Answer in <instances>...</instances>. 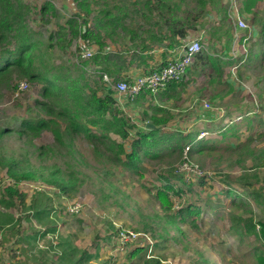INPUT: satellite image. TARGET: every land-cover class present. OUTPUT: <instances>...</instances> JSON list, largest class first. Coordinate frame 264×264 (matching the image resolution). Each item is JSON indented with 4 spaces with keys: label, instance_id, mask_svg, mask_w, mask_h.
Wrapping results in <instances>:
<instances>
[{
    "label": "rangeland",
    "instance_id": "rangeland-1",
    "mask_svg": "<svg viewBox=\"0 0 264 264\" xmlns=\"http://www.w3.org/2000/svg\"><path fill=\"white\" fill-rule=\"evenodd\" d=\"M143 1L88 0L90 13L85 15L77 0H23L30 7V16L26 21L28 28L38 34L37 38L45 44H48L51 33L58 31L61 26H66L68 19L76 17V14H82L78 21L81 22L82 19L87 21L93 33L100 37V42L104 44V52L113 58L118 55L123 57L120 64L126 66L128 70L131 68V72L135 71L134 68L137 69V66L145 67L142 61L145 58L144 52L140 50L142 44L147 46V50L159 46L145 32V29L149 28L155 33L157 30L156 21H149L146 25L144 23ZM226 1L223 0L225 6ZM45 3L52 7L48 13L41 12ZM262 4L264 12V1ZM123 5L122 9L124 12L128 11V17L120 21L117 29L110 26L99 27L100 23L97 22L105 19L103 15L105 11L109 10L111 15L120 14L122 12L120 7ZM181 8L184 11L183 17L188 15L193 17L200 9L192 0H183ZM133 9L137 12L134 13ZM236 13L238 9L227 12V15L230 18ZM215 15V12L209 11L205 19L211 21ZM183 17L181 20H184ZM123 24L137 30L134 41H131V35L126 34ZM109 34L111 36H108ZM201 44L203 46V41ZM80 45L82 41L76 39L71 47L65 50L58 46L53 47L45 59L52 63V66L78 63L76 51ZM250 45V50L254 52L253 40ZM92 47L88 46L85 52H94ZM248 56L249 53L242 60H237L240 57L238 56L234 65L224 72L223 80L214 86L208 83V79L202 77L188 81L187 78L191 77L186 75L183 79L186 83H182L181 89L176 88V95L169 103L163 105L174 117V128L190 135L191 138L197 135L196 141L201 138L203 143L207 144L201 151L187 158L191 165L209 171L211 176L205 178L204 183H200L201 178L190 182L184 181V185L181 184L182 181L174 182L175 189L181 187L190 193L187 194L189 196L182 194L172 198L175 208L171 213L175 215L191 202L201 206L202 214L197 218V227H191L187 222L174 225H168L167 221V224L162 223L169 236L167 240L158 239L156 242L144 234L139 223L141 214L151 217L165 215L159 203L148 193V189L160 185L155 180L156 177L171 170L175 171L183 159L179 160L175 152L168 153V161L163 163L149 159L144 162L147 172L144 173L143 179L114 167L113 173L108 174V180L119 191V197L122 195L121 192L128 196V205L122 209L120 201L114 202L115 199L112 198L102 200V195L98 192L100 185L98 176L102 177L103 174L101 159L93 160L87 143L81 138H75L72 149L75 152L77 166L87 176L85 183L76 192L65 194L48 178L51 167H46L48 163L42 157H38L34 150L53 143L55 135L49 131H43L37 136H28L24 131L18 133L22 120L38 116L35 101L40 99V85L12 74L10 80L0 86V129H9L10 132L3 136L0 155L5 158L13 157L16 167L28 164L27 169L31 171L33 169L38 178L45 177L47 180L23 182L22 190L26 193L24 208L4 209L0 206V264H142L144 258L151 256L158 258L161 264H264V240L260 241L262 238L258 232L260 216L257 207L249 198L252 213H245L238 206L240 198L225 195L227 187L231 188V191L239 190L234 181L241 174V167L234 164V160L243 150L242 145L248 138L254 140L252 146H260L261 142H264V54L251 60ZM143 73L138 72L134 78L131 77L132 80ZM226 78L233 83V91L222 100L213 101L212 95L217 94L214 89L221 93L226 91L229 84L225 81ZM23 80L28 86L24 91H18L19 81L25 82ZM103 80L109 90L116 95V99L123 104L122 106L119 103L122 111L134 119H140L141 113H146L147 103L141 104V107L136 106L133 101H127L123 94H117L112 88L115 84L111 83V79L107 82L104 77ZM157 94L158 92L154 93L156 96ZM204 103L209 104L208 109H202ZM129 104L130 107L123 110V107H128ZM233 108H236V112L230 113ZM228 109L230 110L227 111ZM209 113L214 115L211 121L206 124L197 123L198 117L205 118ZM227 113L229 114L225 117ZM194 115L196 117H193ZM140 122L139 126L146 127L142 121ZM217 124L218 127H222L216 128ZM231 125H234L231 130L237 127L234 132L227 131ZM209 127H214V131H208L211 129ZM225 128L226 132H223ZM170 131V128L164 130L165 133ZM111 137L114 141L121 142L119 137L115 135ZM132 140L133 137L127 139L126 147ZM190 141L191 139L187 138L183 142V147L187 145L191 147ZM64 142L66 145L69 144L66 139ZM246 167H250L249 161ZM106 168L108 170L105 172L109 173L110 167ZM6 171L4 166H0V197L10 182ZM260 172L264 173V165ZM101 188L107 192L105 186ZM240 218L244 219L242 224H238ZM120 230L138 232L142 236L140 239L136 237V240L122 244L118 237ZM136 248L144 250L137 257H131L130 253Z\"/></svg>",
    "mask_w": 264,
    "mask_h": 264
},
{
    "label": "trees",
    "instance_id": "trees-1",
    "mask_svg": "<svg viewBox=\"0 0 264 264\" xmlns=\"http://www.w3.org/2000/svg\"><path fill=\"white\" fill-rule=\"evenodd\" d=\"M77 1H79L78 5L81 11L85 15L89 14L88 0ZM178 1L144 0L142 18L145 19V25L149 21H156V25L158 21H193L194 23H190L189 27L200 30V28H206L207 23H199V21H207L205 16L206 13L209 14V11L215 12L219 21H223V23L232 21L231 17L229 18L227 15L228 11L223 0H192L200 7L198 14L193 17L182 16L184 13L181 8L183 0ZM260 1L242 0L241 13L256 17L253 10ZM135 4L138 5L137 2ZM207 6L208 11H206ZM122 7L124 5L120 7L122 10L120 14L111 15L109 10L105 11L103 13L105 19L97 22L100 23L99 27L110 26L117 29L116 27L121 24L120 21L128 17V11L125 10L124 12ZM51 8L49 3H45L41 12L48 13ZM114 8L118 7L114 6ZM133 10L135 11V9ZM29 16L30 7L23 0H0V47H2L0 50V86L9 81L12 74L40 85V99L35 101L38 116L22 120L18 133L21 134L24 131L28 136H37L43 131H49L55 135L53 143L34 150L38 157H42L48 163L46 167H51L48 178L60 191L65 194H73L85 183L87 176L77 166L75 152L72 149L75 138H81L87 143L93 160L101 159L103 174L102 177L98 176L100 178L98 192L102 195V200L106 201L112 198L115 199L114 202L120 201L122 203L121 205L119 202L120 208L122 209L128 205V196L121 192L122 195L119 197V191L108 180V174L113 173L114 167L131 172L143 179L144 173L147 172L144 165L145 161L151 159L157 163L166 162L168 161V153L171 152L177 153V157L181 160L185 148L189 147L188 145L183 147V142L187 138L191 139L190 142L192 143V146L189 147L188 157L201 151L202 147L207 145L203 143L202 139L196 141L197 135H193L194 137L191 138L190 135L179 132L177 128L171 129L169 133L164 132L174 117L164 106L158 105L159 102L164 101L162 98L165 96L161 93H167L172 87L181 89L182 83H186V81H173L166 87L163 86L158 91L160 97H156V99L154 93L148 90L140 93L133 101L134 104L140 106L147 103L148 107L146 113H141L140 119H132L122 111L114 93L106 86V82H103L104 76L111 79V83L114 84L119 81L131 82L130 78L119 76L124 68L120 64L123 57L118 55L113 58L104 52V44L100 42V37L93 33L87 21L85 19H82L81 22L78 21L82 14H76V17L66 21V26H61L58 31L51 33L48 37V44L38 39V34L28 28L26 21ZM182 17L184 20H181ZM259 20L264 21V18H259ZM113 21L116 22L111 24L110 22ZM165 26L168 31L178 30L176 22L172 24L167 22ZM122 27L126 30V34L131 35V41H134L137 30L126 24H123ZM159 28L161 29V27ZM145 32L154 41L152 29H145ZM178 33L182 35L183 31H178ZM207 33L211 41L196 55L187 75L206 78L208 83L214 86L222 79V65L233 63V60L225 61V48L227 49L229 42H226V47L224 44V53L217 55V57L213 53L214 45L225 40L224 37L230 38L231 31L227 30L226 25L222 27L208 26ZM76 39L82 41V45L78 46L79 49L76 51L78 63L52 66V63L46 61L47 53L53 47L58 46L65 50L70 48ZM162 39H157L156 42H162ZM177 43L178 41H170L171 46ZM7 45L9 47H6ZM142 45V52L147 53L149 51L147 46ZM88 46H93L95 51H92L90 56H84L83 53ZM131 46L133 47V45ZM170 61L165 60L155 65L150 71L144 72L142 76L159 72V70L167 67ZM190 80H194V78L188 79V81ZM170 95L171 93L168 94V101ZM215 97L222 98L223 96L215 95ZM140 121L145 125H153V128L146 129L145 126H139ZM62 126L63 130L61 131ZM8 133H10L9 129H0V143L3 141V136ZM111 135L119 137L121 142L114 141ZM129 137H133V140L126 147L125 142ZM64 139L68 141V145L65 144ZM253 142L252 138H248L246 143L242 145L243 150L238 153L234 160V164L241 167V174L234 181L239 190L231 191V188L227 187L225 195L240 198L238 206L245 213H252L253 208L249 198L252 200L260 216L258 232L262 238L260 241H262L264 240V173L261 174L260 170L264 165V142H261L260 146H252ZM12 158H5L0 155V166L6 168L7 177L10 180L0 197V206L4 209H10V207L24 208L26 193L22 190L23 182L31 183V181L35 182L39 179L46 182L47 180L45 177L38 178L33 169L32 171L27 169L28 164L16 167ZM247 161L250 162L248 168L246 167ZM106 167H110L109 173L105 172L108 170ZM155 180L160 185L149 188L148 193L159 203L165 215H153L151 217L141 214L139 223L144 234L155 242L158 239L167 240L169 232L162 224L166 221L168 225L187 222L191 227H197V218L202 214V208L198 203L188 202L175 215L171 213L175 208L172 198L182 194L189 196L187 194L190 193L181 187L175 189L174 182L176 180L181 181L182 177L175 175V171L171 170L167 174H160ZM204 182L205 179H201L200 183ZM102 186L107 188V192L101 188ZM243 221L244 219L240 218L238 224H242ZM174 239L176 238L174 237ZM154 244L158 246L157 243ZM143 250V248H136L130 253V256L137 257ZM142 264H161V262L158 258L151 256L144 258Z\"/></svg>",
    "mask_w": 264,
    "mask_h": 264
},
{
    "label": "crops",
    "instance_id": "crops-1",
    "mask_svg": "<svg viewBox=\"0 0 264 264\" xmlns=\"http://www.w3.org/2000/svg\"><path fill=\"white\" fill-rule=\"evenodd\" d=\"M239 1H240L239 16L241 19L246 20L243 22L245 23L247 28H240L237 24V21H234L232 19H231L232 21H225L223 23V21H219V17L217 15H215V17L212 18L211 21H209L208 19H207L208 21H199V23H204V22L207 23L206 28H200V30L189 27L190 23H194L193 21H158L157 25H156V30L158 33L153 32V36H154L155 42L157 39H162V37H163L162 42H156L157 45H159L160 47L158 46V48H154V50H149L147 53L143 54L145 56V58H143L142 61L145 65V67H142L141 65L137 66V69L134 68L135 71L131 72L130 71L131 68L128 70L125 66L123 68V70L119 73V76L125 77V78H131V77L134 78V76H136L138 74V72L142 71V73H143L146 71H150V69L152 68L153 65H158L165 60L169 61V60L175 59L180 54L181 45L187 39H192L199 34L201 35L203 42H206L205 46L209 45L211 38H210L209 34L207 33V27L212 26V25H215L217 27H222L223 25H226L227 30L231 31L230 38L224 37L225 40H221L220 42H218L214 45L213 53H214V56L217 57V55H221V53H224V48H223L224 44L226 47V42H229L227 44V49L225 48V51H226L225 61L226 60H233V63L231 65H226V64L222 65L223 73L221 74L222 75L221 80H223L224 72L227 69H230L237 60H242L244 56L248 55V53H249L248 57L250 60L253 59V57L257 58L259 55L262 56L264 54V27H261V25L264 26V21H260L259 18H264V12L262 10V6H263L262 2L264 0H261L260 2H258L256 7L253 10L256 17H252L249 14L241 13L240 10H241V1L242 0H239ZM206 11H208V6L206 8ZM249 20H251V21H249ZM167 22H170V24H172L173 22H176L178 30L177 31L175 30L174 32L168 31L167 27L165 26ZM159 27H161V29ZM178 31H183V34L182 35L179 34ZM159 33L162 35L160 36ZM171 40L178 41V43L171 46L170 45ZM251 40H253L254 45H255V48L252 46L254 49V52H252V50H250ZM140 50H142V48ZM238 56H240V57L237 60H235ZM230 58H234V59H230ZM250 60L247 61V64H249ZM237 68H238V66L236 67V69ZM132 73H135V74L132 76L128 75V74H132ZM132 78H131V80H132ZM191 78H198V76H192ZM187 79H189V78H187ZM225 81H227L229 83V84H227V89H226V91H228V92L223 91V93H221V92H218L216 89H214V91L218 93L215 95H221L224 97V96L231 94L229 92L233 91V87H232L233 83H231L230 79H228V78H226ZM176 91H177L176 88L172 87V89L171 90L169 89L167 91V93H161L165 97L162 98V100L164 99V101L159 102L158 105L163 106L164 104L169 103V101L167 100L168 94L171 93V95H170V100H171V98L174 95H176V93H177ZM215 95H212L213 101L223 99V97L222 98H216ZM114 96L116 97V95H114ZM156 97L159 98L160 96L157 94V96L155 95V99H156ZM117 100H118V103H120L119 99H117ZM154 102H156V101H154ZM120 104L123 106L122 103H120ZM129 107H130V104L128 107H123V110L128 109ZM164 108L166 110H168L166 107H164ZM133 109H134V107H133ZM202 109H203V106H202ZM229 110L230 109H228L227 111H229ZM231 112L235 113L236 108H233L232 111L230 110V113ZM170 113H171V111H170ZM243 113L246 114V111H244ZM228 114L229 113L225 114V117ZM128 115L132 118V116L130 114H128ZM193 117H196V115H194ZM213 118H214V115H212V113H209V115H207L205 118L198 117L196 120H197V123L202 122L203 124H206L207 122L211 121ZM132 119H134V118H132ZM173 123H174V120L168 125L169 127L167 130H169V128L174 129ZM248 124H250V123H248ZM221 127L220 126L218 127V124L216 126V128H221ZM231 127H234V125H231L227 129V131H233L234 132L237 128L236 127L235 129L231 130ZM209 128H211V129L208 131H214V129H215L214 127H209ZM225 130H226V128L224 129L223 132H226ZM225 134H223V135H225ZM181 184L184 185L185 183L182 181Z\"/></svg>",
    "mask_w": 264,
    "mask_h": 264
},
{
    "label": "built area",
    "instance_id": "built-area-1",
    "mask_svg": "<svg viewBox=\"0 0 264 264\" xmlns=\"http://www.w3.org/2000/svg\"><path fill=\"white\" fill-rule=\"evenodd\" d=\"M237 1L238 0H227L229 11L232 12L238 9ZM231 19L237 21L240 28H247L243 20L238 17L237 13L233 14ZM202 48L201 36L197 35L180 47L181 55L179 58L170 61L167 67L159 70V72H153L137 77L130 83L119 81L112 88L117 92V94H123L126 100L129 101L134 100L140 93L146 90L156 93L159 89L161 90L163 86L165 87L166 84L172 82L173 80H179L185 73L187 66L191 64L192 60L198 53L201 52ZM83 54L84 56H90L92 51H87ZM105 80L109 82L106 77ZM27 84V82H20L18 91H24L28 86ZM204 108H209V105L205 103ZM188 151L189 147H186L182 157L183 162L176 168L175 175L182 177L185 182H190L199 178H209L211 176L209 171L200 170L188 162ZM75 211L77 212L78 210L75 209ZM141 236V233L133 231L120 230L118 232V237L122 244L132 242L136 240V237L140 239Z\"/></svg>",
    "mask_w": 264,
    "mask_h": 264
},
{
    "label": "clouds",
    "instance_id": "clouds-1",
    "mask_svg": "<svg viewBox=\"0 0 264 264\" xmlns=\"http://www.w3.org/2000/svg\"><path fill=\"white\" fill-rule=\"evenodd\" d=\"M237 3H238V13H237V14H238V17L240 18V16H239V8H240V2H239V0L237 1ZM226 5L228 6L227 1H226ZM227 6H226V7H227ZM227 11H229V6H228V8H227ZM199 35H200V34H199ZM200 36H201V35H200ZM189 40H191V39H189ZM189 40L185 41L184 43L188 42ZM201 41H203L202 38H201ZM184 43H183V44H184ZM183 44H182V45H183ZM205 44H206V42H203V47L205 46ZM182 45H181V46H182ZM202 50H203V48H202ZM202 50H201V51H202ZM198 54H199V53H198ZM180 55H181V54H179L175 59L179 58ZM195 57H196V56H195ZM180 59H181V58H180ZM194 59H195V58H194ZM194 59L192 60L191 64H189V65L187 66L185 73L182 75V77H181L179 80L184 81L183 79H184L185 76L187 75V71H188L189 67L193 64ZM173 60H174V59H173ZM171 61H172V60H171ZM106 78H107V77H106ZM179 80H177V81H179ZM173 81H175V80H173ZM173 81H172V82H173ZM172 82H170V83H172ZM184 82H185V81H184ZM168 84H169V83H168ZM168 84H166L165 87H166ZM157 92H158V91H157ZM139 95H140V94H139ZM139 95H138V96H139ZM138 96H137V97H138ZM137 97H136V98H137ZM136 98H135V99H136ZM135 99H134V100H135ZM134 100H132V101H134ZM128 101H129V100H128ZM204 104H205V103H204ZM204 104H203V108H204ZM206 104H208V103H206ZM208 105H209V104H208ZM205 109H208V108H205ZM200 139H201V138H200ZM201 179H205V178H201ZM182 181L184 182L183 178H182Z\"/></svg>",
    "mask_w": 264,
    "mask_h": 264
},
{
    "label": "water",
    "instance_id": "water-1",
    "mask_svg": "<svg viewBox=\"0 0 264 264\" xmlns=\"http://www.w3.org/2000/svg\"><path fill=\"white\" fill-rule=\"evenodd\" d=\"M146 128H153V125H151V124H146Z\"/></svg>",
    "mask_w": 264,
    "mask_h": 264
}]
</instances>
